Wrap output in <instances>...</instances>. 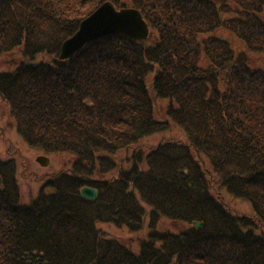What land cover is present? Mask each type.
Returning a JSON list of instances; mask_svg holds the SVG:
<instances>
[{
  "label": "trees",
  "instance_id": "16d2710c",
  "mask_svg": "<svg viewBox=\"0 0 264 264\" xmlns=\"http://www.w3.org/2000/svg\"><path fill=\"white\" fill-rule=\"evenodd\" d=\"M104 2L139 11L148 38L106 35L60 60ZM263 12L264 0H0V57L20 54L0 101L30 148L73 159L28 203L0 161V264H264V69L247 55H264ZM170 125L184 142L143 149ZM145 218L137 254L97 227L137 233Z\"/></svg>",
  "mask_w": 264,
  "mask_h": 264
},
{
  "label": "rangeland",
  "instance_id": "374dc122",
  "mask_svg": "<svg viewBox=\"0 0 264 264\" xmlns=\"http://www.w3.org/2000/svg\"><path fill=\"white\" fill-rule=\"evenodd\" d=\"M217 33L219 36L228 39L235 51H243L245 53L243 45L234 40L229 33L225 31H217ZM247 55L249 57V65L251 67H261L264 69L263 54L247 53ZM19 61L20 54L17 51L0 57V72L13 69ZM166 103L167 102L161 100L155 101V117L157 119H164ZM162 139H173L182 142L185 141L181 131L177 127L170 125L167 132L164 131L162 134H154L145 138L140 142V145L143 149H145V147H153L161 142ZM38 157L48 158V165L46 167L40 166L36 162ZM119 159L120 157L118 156V160ZM72 160L73 159L66 154H45L44 152L30 148L18 135L16 124L10 116L8 105L0 101V161L9 162L8 164L12 165L14 177L20 192V201L22 203H28L30 200L34 199L38 195V192L43 188L44 184L48 180V177L61 170L69 169L70 162ZM221 193L223 195V201L227 204L226 207L232 209L238 214H245L248 216L252 215L250 207L247 203L232 198L223 190H221ZM161 221V227H159L160 229L179 231L183 228V226H179L166 220ZM147 223L148 220L145 218V224L142 230L137 233H130L124 228H117L107 224L97 225V227L105 232L107 236L119 239L126 243V245L131 248V251L137 254L139 250L138 242L146 236V232L148 230Z\"/></svg>",
  "mask_w": 264,
  "mask_h": 264
},
{
  "label": "water",
  "instance_id": "95a60500",
  "mask_svg": "<svg viewBox=\"0 0 264 264\" xmlns=\"http://www.w3.org/2000/svg\"><path fill=\"white\" fill-rule=\"evenodd\" d=\"M111 34H119L132 41H144L148 37L149 29L137 10L124 8L117 11L111 3L105 2L82 20L77 32L62 43L59 59L67 60L88 43ZM37 161L44 166L48 163L43 158H38ZM80 196L87 201H93L97 192L84 187L80 190ZM194 227L201 228L202 224L195 222Z\"/></svg>",
  "mask_w": 264,
  "mask_h": 264
}]
</instances>
